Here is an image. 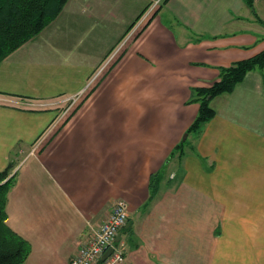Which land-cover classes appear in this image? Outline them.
Here are the masks:
<instances>
[{
	"label": "crops",
	"instance_id": "obj_1",
	"mask_svg": "<svg viewBox=\"0 0 264 264\" xmlns=\"http://www.w3.org/2000/svg\"><path fill=\"white\" fill-rule=\"evenodd\" d=\"M106 1L68 0L0 62V170L11 163L15 173L6 223L30 243L25 264H69L88 224L119 200L130 223L120 264H264V68L213 98L214 117L186 133L199 109L193 90L264 50V0H252L261 22L247 0H164L61 118L60 100L120 44L121 33L85 42L84 21H101Z\"/></svg>",
	"mask_w": 264,
	"mask_h": 264
},
{
	"label": "trees",
	"instance_id": "obj_2",
	"mask_svg": "<svg viewBox=\"0 0 264 264\" xmlns=\"http://www.w3.org/2000/svg\"><path fill=\"white\" fill-rule=\"evenodd\" d=\"M68 0H0V62L11 52L36 36L57 15ZM247 5L255 19L261 22L255 13L252 0H247ZM142 14H139L137 19ZM134 23L129 26L131 29ZM264 68V50L259 54L241 61L234 62L231 66L220 69L219 79L207 88H196L190 102L199 105L198 113L187 129L186 133L199 132L204 124L212 119L215 110L211 100L219 95L230 93L236 84L243 80L247 72ZM184 140L170 153L172 157L176 152H182ZM13 164L0 170V264H25L30 253V243L13 231L6 223L7 194L14 183L15 173L12 172ZM163 169L150 178V198L159 190Z\"/></svg>",
	"mask_w": 264,
	"mask_h": 264
},
{
	"label": "built area",
	"instance_id": "obj_3",
	"mask_svg": "<svg viewBox=\"0 0 264 264\" xmlns=\"http://www.w3.org/2000/svg\"><path fill=\"white\" fill-rule=\"evenodd\" d=\"M164 0H153L148 7L141 20L130 30L121 42L120 46L115 49L111 56L106 60L90 78H88L84 87L75 95L68 97V107L63 112V116L67 113L70 115L77 108L80 102L93 90L98 81L103 76L104 72L110 67V63L118 56L122 46L141 28L144 19L151 16L156 9H158ZM109 64V65H108ZM65 116L66 118L70 115ZM61 115V118H65ZM43 139L38 140L30 153H35L42 145ZM128 205L124 200H119L113 206L109 216L103 220L100 224L91 225L88 224V230L85 233V240L82 246L70 259L69 264H95L100 261L102 255L109 248L112 252L106 257L102 264H120L124 258V249L122 243H116V237L125 227L128 221Z\"/></svg>",
	"mask_w": 264,
	"mask_h": 264
},
{
	"label": "rangeland",
	"instance_id": "obj_4",
	"mask_svg": "<svg viewBox=\"0 0 264 264\" xmlns=\"http://www.w3.org/2000/svg\"><path fill=\"white\" fill-rule=\"evenodd\" d=\"M143 2H144V0H115V1L114 0H107L104 4V7L98 9V13L104 14V17L101 19V21H99L98 23H95V24H92L91 21H86V20L84 21L86 23V25H90L89 27H86L87 31L92 32V35L90 37H88L87 40H85L86 45L89 43H92V42H97V41L102 44L105 41H108L109 39H110V41H113L115 39V37L120 33H121V35H120V38L117 40V43L121 44V42L124 40L125 36L127 35L128 31L130 30V29H128L129 26L133 23L135 26L141 20V18H140L141 16L137 19V21L134 20L136 18V16L139 13L141 14L144 9L149 7L151 5V3L153 2V0H149L147 2L146 6H144V7L142 6ZM156 11H157V9H156ZM233 11H234V13H244L245 12V10H243V9H238V10L233 9ZM133 15H134V19L132 18ZM130 19L132 20L131 21L132 23L131 22L128 23L129 25L127 24L126 30H124V32H122L124 27L126 26V23ZM82 20H84V19H82ZM79 21H80V19L78 20V22ZM93 21H95V19ZM96 21H97V18H96ZM74 25L76 27H77V25L79 26L78 23H76ZM133 27L131 28V30L133 29ZM142 29H143V24H142L141 28L128 41H130L134 37H136L137 34ZM96 36L99 37L98 39L101 38V40H97ZM105 43H107V42H105ZM120 44H119V46H120ZM98 45H100V44H98ZM122 49H123V47L119 51L118 56H116V58L111 61L110 66L118 60V58L120 57V52L122 51ZM110 56H111V53L106 56V58L104 59L103 62H106V60H109L108 58ZM103 62H102V64H103ZM98 68H96V69H98ZM95 70H94V72H95ZM92 74L90 75V77L92 76ZM60 103H62L61 104V108H62L61 111L64 112V110L66 109V107H68V104L70 102L67 99L66 100L64 99V100H60ZM63 112H62V116H63ZM67 114L64 115L63 117L67 116ZM68 115H70V112Z\"/></svg>",
	"mask_w": 264,
	"mask_h": 264
},
{
	"label": "water",
	"instance_id": "obj_5",
	"mask_svg": "<svg viewBox=\"0 0 264 264\" xmlns=\"http://www.w3.org/2000/svg\"><path fill=\"white\" fill-rule=\"evenodd\" d=\"M184 138H185V136H184ZM128 225H130V223H128ZM126 228H128V227L126 226ZM120 240H121V235L119 234V235H117V237H116V242H119ZM111 252H112V249H111V248L107 249V250L105 251V253L102 255V257H101V261H104V260L106 259V257H107Z\"/></svg>",
	"mask_w": 264,
	"mask_h": 264
}]
</instances>
